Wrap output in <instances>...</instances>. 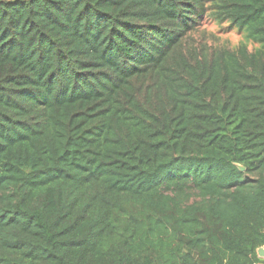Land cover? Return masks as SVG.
<instances>
[{
  "label": "trees",
  "instance_id": "trees-1",
  "mask_svg": "<svg viewBox=\"0 0 264 264\" xmlns=\"http://www.w3.org/2000/svg\"><path fill=\"white\" fill-rule=\"evenodd\" d=\"M207 19L260 47L196 39ZM260 248L264 0H0V264Z\"/></svg>",
  "mask_w": 264,
  "mask_h": 264
},
{
  "label": "rangeland",
  "instance_id": "rangeland-1",
  "mask_svg": "<svg viewBox=\"0 0 264 264\" xmlns=\"http://www.w3.org/2000/svg\"><path fill=\"white\" fill-rule=\"evenodd\" d=\"M199 35L205 37L208 44L213 47L235 49L241 43L247 44L251 51L260 47L257 42L249 38L247 31H240L237 27H232L229 22H216L207 19L199 27L196 39Z\"/></svg>",
  "mask_w": 264,
  "mask_h": 264
},
{
  "label": "water",
  "instance_id": "water-1",
  "mask_svg": "<svg viewBox=\"0 0 264 264\" xmlns=\"http://www.w3.org/2000/svg\"><path fill=\"white\" fill-rule=\"evenodd\" d=\"M238 168L241 170V171H244V167L238 165ZM258 255L260 258H264V248H260L258 250Z\"/></svg>",
  "mask_w": 264,
  "mask_h": 264
}]
</instances>
